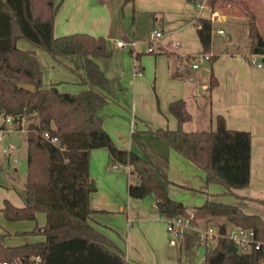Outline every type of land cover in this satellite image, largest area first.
I'll list each match as a JSON object with an SVG mask.
<instances>
[{
	"label": "crops",
	"instance_id": "1",
	"mask_svg": "<svg viewBox=\"0 0 264 264\" xmlns=\"http://www.w3.org/2000/svg\"><path fill=\"white\" fill-rule=\"evenodd\" d=\"M56 1L59 2L53 23L55 34L86 31L109 38L110 53L94 54L92 58L107 78L111 73L107 69L109 59H116L111 70L117 91L112 92L106 83L99 85L105 100L97 110L114 143L145 154L166 177L168 194L187 209L209 198L236 203L264 220V65L248 62V38L244 49L239 47L237 39L236 45L229 43L237 33L247 35L245 15L239 9L210 13L206 0ZM249 1L258 5L257 12L250 7L256 12L257 27L264 37V0H248L246 4ZM208 15L211 31L207 53L214 54L211 60L201 50L194 23L196 16ZM213 21H228L227 31L213 27ZM151 27L161 30L159 50L148 51L141 42L146 40ZM217 28L222 31L218 32ZM113 31L115 34L111 35ZM117 36L126 44L117 45ZM18 40L20 47H35ZM130 40L132 45L128 44ZM172 40H177V44L171 45ZM35 54L45 83L55 82L59 89L68 91L84 86L78 81V72H83L79 55L55 59L37 46ZM210 69L216 79L212 85L208 83ZM149 78L151 91L146 89ZM177 97L190 113L181 123L183 129L214 127V117L219 113L227 127L249 131V171L245 186L234 188L233 193L225 192L221 184L206 181L198 165L145 130L147 126H176L167 103ZM12 137H17V144L20 143L18 136ZM26 155L22 185L0 181V206L4 198L17 205L24 203ZM13 169L18 167L13 165ZM88 175L94 183V189L88 193L93 208L89 221L112 239L115 244L112 248L120 249L132 264H176L165 242V238L170 242L173 237L166 235L165 216L156 211L154 195L146 199V195L134 197L127 192L128 182L136 179L130 165L112 161L105 146H94L89 150ZM204 221L211 226L214 221L218 230L221 227L225 230L231 224L219 215L195 224L203 225ZM44 222L43 210L27 219H8L0 210L2 241L19 244L43 239L42 233L28 230Z\"/></svg>",
	"mask_w": 264,
	"mask_h": 264
},
{
	"label": "trees",
	"instance_id": "2",
	"mask_svg": "<svg viewBox=\"0 0 264 264\" xmlns=\"http://www.w3.org/2000/svg\"><path fill=\"white\" fill-rule=\"evenodd\" d=\"M206 1L210 13L239 9L246 17L249 52L264 53L256 12L245 0ZM58 2L0 0V114H12L19 126L27 119L24 203L17 205L4 198L0 210L8 219L34 218L38 210L45 212V222L28 230L42 233L43 239L6 244L0 233V264H132L120 249L112 248V239L89 221L93 208L88 193L94 183L88 175V156L91 147L100 145L106 147L112 161L128 163L135 173L136 179L127 184L128 194L141 197L152 193L159 214L188 216L190 224L223 216L231 224L252 228L260 240L258 246L241 249L223 230L215 235L213 245H204L202 264H264V220L259 214L246 212L233 202L209 198L187 209L168 194L166 177L145 154L114 143L97 113L105 100L98 87L107 82V76L92 58L110 53L105 37L86 31L55 34ZM194 23L201 50L211 60L214 54L207 53L211 16H196ZM20 37L55 59L79 55L83 72H78V81L84 86L68 91L55 82L45 83L35 47L18 46ZM215 80L210 69L209 85ZM21 82L33 83L34 88H25ZM167 110L176 120L175 127L147 126L145 130L198 165L205 180L221 184L225 192L233 193L234 188L248 183L247 129L227 127L219 113L214 127L183 129L181 123L190 113L179 97L168 101Z\"/></svg>",
	"mask_w": 264,
	"mask_h": 264
},
{
	"label": "rangeland",
	"instance_id": "3",
	"mask_svg": "<svg viewBox=\"0 0 264 264\" xmlns=\"http://www.w3.org/2000/svg\"><path fill=\"white\" fill-rule=\"evenodd\" d=\"M246 1V0H245ZM248 1V0H247ZM246 1V2H247ZM249 3V4H248ZM247 4L251 7H253L256 12L258 11V5H253L252 2H248ZM261 15L258 14V19L261 22ZM212 26H219L224 31H227L228 28V21H222L217 22L213 21ZM149 30V29H148ZM147 30V31H148ZM111 35H114L115 32H111ZM219 36V35H218ZM115 37V36H114ZM117 39L123 40L120 36L116 37ZM220 38V37H219ZM247 35L246 34H240L237 33L235 36H232L229 40V43L231 45H236L235 41L239 43V47L241 49L245 48V41H247ZM237 39V40H236ZM19 43H25L30 44L27 39L19 38ZM105 47L109 48V38L105 37ZM141 42H143L146 46V40L142 39ZM220 42V41H219ZM223 42H226V39H223ZM222 43V41H221ZM68 56H78L77 54H68V55H60L58 58L66 59ZM108 60V59H107ZM58 62V61H56ZM110 64H107V69L111 72L109 74L110 78H107L105 86L108 87L112 92L117 91V82L114 81L115 76L112 69V63H116V59L110 58L109 59ZM147 90L151 91L152 85H151V78L147 79ZM103 85V86H104ZM26 124L27 119L23 118L20 122V126L18 125V122L16 120L9 121L8 124L3 121V116L0 114V127H5L7 131H3L2 138L0 139V181L2 182H9L16 186L22 185V179H23V173H24V154L27 153V141H26ZM9 129V130H8ZM18 136L20 139L19 144H14L11 142L12 136ZM3 147H9L8 149H4ZM13 165H16L18 167V170L13 169ZM26 170V168H25ZM146 199H149L152 193H147ZM206 224V221H204V224H187L183 225L181 228L180 233V241L177 240L176 235L172 232V230H167V237L171 236L173 237V240L170 242H166V248L167 251L171 254V257L174 258L176 264H202L203 262V249L204 245H213L214 237L208 238L207 240H199L196 238L197 232L199 229L204 228V225ZM208 224V223H207ZM211 225V224H209ZM215 222H212V227L215 230ZM228 228V227H226ZM199 240V241H198ZM38 264V263H36Z\"/></svg>",
	"mask_w": 264,
	"mask_h": 264
},
{
	"label": "built area",
	"instance_id": "4",
	"mask_svg": "<svg viewBox=\"0 0 264 264\" xmlns=\"http://www.w3.org/2000/svg\"><path fill=\"white\" fill-rule=\"evenodd\" d=\"M218 32H221V28H217ZM161 35V30L151 27L146 35V50L154 51L160 48L158 43V38ZM117 45L126 44V42L117 39L115 41ZM129 45L133 44V40L128 41ZM177 40H172L171 45H176ZM248 62L256 65L261 66L264 65V53H251L249 52L246 54ZM195 62H191V65H195ZM3 121L8 124L9 121L14 120V116L12 114L2 115ZM9 130V129H8ZM7 131L5 127H0V139L2 138V132ZM45 135L48 133L45 132ZM52 140H56V137L53 136ZM5 150L9 147H3ZM165 224L167 230H172V232L176 235V238L180 237L181 228L183 225L190 224L188 216H181V215H171L165 217ZM225 234L230 237L241 249H246L250 245L258 246L260 240L256 239L253 234V230L250 227H244L242 225L230 224L228 228L225 230ZM220 233L218 229H213V227L209 224H205L204 228L199 229L197 232V238L199 240H207L208 238H212L216 234ZM36 259L38 260L39 257L37 256ZM6 264L5 261L2 262Z\"/></svg>",
	"mask_w": 264,
	"mask_h": 264
},
{
	"label": "water",
	"instance_id": "5",
	"mask_svg": "<svg viewBox=\"0 0 264 264\" xmlns=\"http://www.w3.org/2000/svg\"><path fill=\"white\" fill-rule=\"evenodd\" d=\"M22 86H24L25 88H29V89H33L34 88V84L33 83H29V82H21L20 83ZM11 142L14 144H17L18 139L17 137H12L11 138ZM91 179V178H90ZM92 180V179H91ZM219 232L222 233L223 232V228H219Z\"/></svg>",
	"mask_w": 264,
	"mask_h": 264
}]
</instances>
